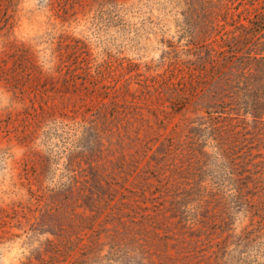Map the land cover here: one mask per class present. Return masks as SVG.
Masks as SVG:
<instances>
[{
	"label": "rangeland",
	"instance_id": "rangeland-1",
	"mask_svg": "<svg viewBox=\"0 0 264 264\" xmlns=\"http://www.w3.org/2000/svg\"><path fill=\"white\" fill-rule=\"evenodd\" d=\"M176 1L0 0V264H264L257 201L195 197L232 207L219 223L172 214L184 192L159 186L174 126L200 115L154 89Z\"/></svg>",
	"mask_w": 264,
	"mask_h": 264
},
{
	"label": "trees",
	"instance_id": "trees-1",
	"mask_svg": "<svg viewBox=\"0 0 264 264\" xmlns=\"http://www.w3.org/2000/svg\"><path fill=\"white\" fill-rule=\"evenodd\" d=\"M176 3L182 7L179 36L166 43L160 63L168 74L154 89L163 90L172 111L192 108L200 115L174 126L159 186L184 192L174 197L172 214L195 205L222 223L232 207L211 211L194 198L219 203L233 197L236 207L254 199L264 207V0ZM52 199L59 215L74 203L67 196Z\"/></svg>",
	"mask_w": 264,
	"mask_h": 264
}]
</instances>
